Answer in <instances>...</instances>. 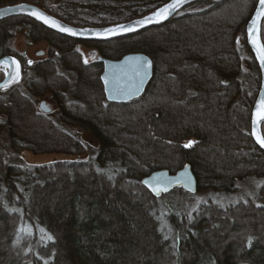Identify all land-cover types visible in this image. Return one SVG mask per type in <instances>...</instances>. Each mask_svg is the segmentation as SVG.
Returning <instances> with one entry per match:
<instances>
[{
  "label": "trees",
  "instance_id": "trees-1",
  "mask_svg": "<svg viewBox=\"0 0 264 264\" xmlns=\"http://www.w3.org/2000/svg\"><path fill=\"white\" fill-rule=\"evenodd\" d=\"M166 1L0 7L26 2L68 24L99 27ZM256 2L198 0L162 24L109 40H77L23 15L0 20V56L21 63L20 81L0 90V264H264V150L250 134L260 71L245 36ZM20 31L27 42L46 41L45 58L29 63L13 50ZM77 43L97 58L146 54L152 75L142 94L109 102L102 62H85ZM43 97L49 113L38 107ZM88 137L96 143L90 156L73 158L91 148ZM23 151L67 157L28 164ZM185 163L198 192L260 183L236 203L208 198L191 208L189 192L154 197L140 182Z\"/></svg>",
  "mask_w": 264,
  "mask_h": 264
},
{
  "label": "water",
  "instance_id": "water-1",
  "mask_svg": "<svg viewBox=\"0 0 264 264\" xmlns=\"http://www.w3.org/2000/svg\"><path fill=\"white\" fill-rule=\"evenodd\" d=\"M196 1L198 0H184V2L181 3L178 8L172 11L167 16V18L163 20L157 19L153 14L159 8L163 7L168 3H171L172 0L166 1L165 3L156 7L149 13L140 17H136L131 20L120 23L99 27L74 26L68 24L60 20L59 18L49 14L38 6L26 2H18L15 4L1 6L0 20L10 16L23 15L36 20L37 22L41 23L43 26L50 30H53L57 33L69 36L77 40H109L116 37L135 33L137 31L154 25L162 24L169 20L179 10ZM258 9L259 0H257L255 8L246 23L245 36L246 43L249 46L260 71V86L251 109L250 134L256 145L262 150H264V146H262L257 140V133L261 137H264L262 132V124L264 123V120H256V112L258 109V105L262 97H264V63L261 62L256 48L249 39L248 32V29L253 27L251 22L253 19L256 18V12L258 11ZM34 11L42 14L44 17L49 18V21H55L56 26H53L50 22L46 23L43 19H40L36 15H33ZM146 19L150 20V22L138 23L143 22ZM263 20L264 18H261L258 21L259 38L261 43H263L261 38V26ZM120 25H123L124 28L130 30L124 31L118 27ZM62 29H71V31H64ZM108 29H115V33L111 35L108 34ZM39 53L41 54L42 52ZM97 59L101 61L103 65L100 79L102 82L105 97L109 102L125 103L134 98H137L142 94L152 75V61L146 54L142 52H130L123 55L119 59H109L102 57H98ZM3 61H7V63H0V73L2 74V77L0 78V90L7 89L11 85L19 82L21 79V63L18 58L11 54H5L0 56V62ZM13 61H17L20 66V74L18 79H16L14 75L15 65L13 64ZM28 61H31V59ZM38 107L43 113H49L51 111V106L45 99H41L39 101ZM190 141L192 142V140H189L187 142V145ZM140 182L154 197H160L161 195L166 194L172 191L173 189H183L189 193H194L197 191V180L189 163H185L174 173H170L166 169L152 171L151 173L142 177ZM154 188L159 189V191H154Z\"/></svg>",
  "mask_w": 264,
  "mask_h": 264
},
{
  "label": "rangeland",
  "instance_id": "rangeland-1",
  "mask_svg": "<svg viewBox=\"0 0 264 264\" xmlns=\"http://www.w3.org/2000/svg\"><path fill=\"white\" fill-rule=\"evenodd\" d=\"M23 31L17 32L13 41L12 48L17 53H27L25 56L26 60H39L45 58L47 55V43L46 41H37V42H27L26 38L23 35ZM76 48L81 52L82 58L85 62L95 60L97 58V51L92 47H87L82 43H77ZM38 52H42L41 55H38ZM50 106L52 107V102L49 98L43 97ZM88 143L91 145L88 152L80 156H73L75 159H87L93 151V148L96 146L95 141L88 137ZM21 158L26 163H44L56 158H66L65 155H55V154H33L28 151H23L20 154ZM259 179H246L238 183V189L234 192H212V191H196L190 193L191 202L189 203L191 208L196 207L199 203L207 200L208 198L215 200L219 203H236L238 201L244 200L249 196L255 189L256 185H259ZM255 186V187H254Z\"/></svg>",
  "mask_w": 264,
  "mask_h": 264
},
{
  "label": "snow or ice",
  "instance_id": "snow-or-ice-1",
  "mask_svg": "<svg viewBox=\"0 0 264 264\" xmlns=\"http://www.w3.org/2000/svg\"><path fill=\"white\" fill-rule=\"evenodd\" d=\"M184 0H172L171 3H168L166 5H164L163 7L159 8L153 15L159 19V20H163L166 19L167 16L174 11L176 8L179 7V5L181 3H183ZM33 15H36L38 18L43 19L46 23H52L53 26H56V22L55 21H49V18L44 17L42 14L38 13V12H33ZM264 18V0H259V9L256 12V18L252 20V28L248 29L249 32V39L251 40L252 44L254 45V47L256 48V51L259 55V58L261 59V62L264 63V43H261L260 38H259V27H258V21ZM150 22V20L146 19L143 22H138V23H147ZM119 28H121L124 31H129L130 29L124 28L123 25L118 26ZM64 31H71V29H62ZM108 34H114L115 33V29H108L107 30ZM0 63H7V61H3ZM29 63H31V61H29ZM13 64L15 65V78L18 79L19 78V74H20V66L19 63L17 61H13ZM7 86V85H4ZM256 120H264V97H262L259 105H258V109L256 112ZM257 140L260 142V144L262 146H264V137H261L258 133H257ZM193 142H189L187 146H190ZM154 191H159V189H155ZM51 238V237H49Z\"/></svg>",
  "mask_w": 264,
  "mask_h": 264
},
{
  "label": "flooded vegetation",
  "instance_id": "flooded-vegetation-1",
  "mask_svg": "<svg viewBox=\"0 0 264 264\" xmlns=\"http://www.w3.org/2000/svg\"><path fill=\"white\" fill-rule=\"evenodd\" d=\"M24 56H26L27 55V53H22ZM38 55H41L39 52L37 53Z\"/></svg>",
  "mask_w": 264,
  "mask_h": 264
}]
</instances>
